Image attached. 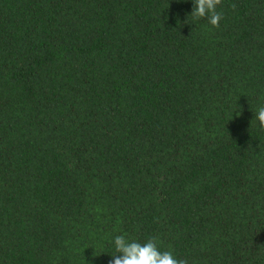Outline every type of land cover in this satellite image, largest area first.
I'll use <instances>...</instances> for the list:
<instances>
[{"label":"trees","instance_id":"1","mask_svg":"<svg viewBox=\"0 0 264 264\" xmlns=\"http://www.w3.org/2000/svg\"><path fill=\"white\" fill-rule=\"evenodd\" d=\"M192 8L0 0V264H264V0Z\"/></svg>","mask_w":264,"mask_h":264},{"label":"clouds","instance_id":"2","mask_svg":"<svg viewBox=\"0 0 264 264\" xmlns=\"http://www.w3.org/2000/svg\"><path fill=\"white\" fill-rule=\"evenodd\" d=\"M192 3L190 16L194 21L206 18L212 27H219L223 16L217 11V7L221 5L222 0H192ZM255 120L259 129L264 131V106L257 109ZM113 243L116 254L111 255L108 264H189L187 259L177 258L171 251H161L156 237L140 243L126 239L125 235H117Z\"/></svg>","mask_w":264,"mask_h":264}]
</instances>
